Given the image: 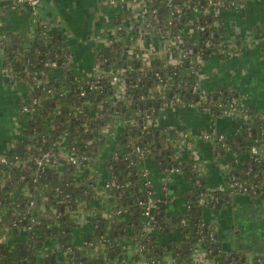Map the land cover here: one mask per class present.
<instances>
[{"label":"trees","instance_id":"obj_1","mask_svg":"<svg viewBox=\"0 0 264 264\" xmlns=\"http://www.w3.org/2000/svg\"><path fill=\"white\" fill-rule=\"evenodd\" d=\"M147 1L146 28L169 31L191 45L187 28L197 22L195 14H198L200 21L210 26L199 34V41L193 46L199 47L209 39L212 46L206 49L207 53L226 47L220 44L225 30L223 17L209 9V0ZM179 2L183 10L180 19H176L172 5ZM193 4L199 5L198 13ZM155 8L158 19L153 16ZM131 16L129 12H118L114 16L115 24ZM0 38L5 40L6 54L2 61L3 67L8 68L6 73L32 86L25 102L32 111L22 114L20 139L5 152L8 162L0 163V264H111L123 257L126 237H133L143 245L134 258L144 257L149 264L163 261L169 253L178 257V264H192V253L199 242L211 250L207 256L212 262L255 264V260L249 261L246 254L237 251L220 254L214 223L203 217V209L211 202L208 190L196 170L172 157L174 147L168 145V141L177 139L178 132L171 129L162 133L148 123V113L152 116L161 113L163 94L170 99L171 93L176 92L186 103L199 99V94L192 90L199 71L189 59L172 65L165 58H153L150 65L144 67L140 48H135L132 56L124 57L131 43V33L121 27L111 37L108 52L99 57L105 76L95 89L75 75L69 62L71 51L55 35L45 43V36L38 31L36 42L29 49L20 42L8 47L2 33ZM52 61L57 62V70L48 64ZM120 67L125 70L127 95L123 98L116 95L112 83ZM169 76L173 78L174 89L165 87L160 93L152 91ZM235 94L226 86L213 93L211 114L223 115L224 102ZM116 121H121L122 125L113 132ZM112 134L116 142L111 156L102 160L101 154ZM20 142L24 144L23 154L17 151ZM262 143L264 118L255 114L243 121L238 133L227 135L225 144L217 148L219 153H232L230 164L234 180L256 185L255 194L264 188V156L256 157L250 148ZM137 146L145 150V165H142L143 158L138 157ZM45 152L54 154L56 161L52 159L38 166L37 159ZM70 156H75L79 162H73ZM148 158L155 161L158 170L168 171L172 164H177L190 172L185 214L176 218L172 233L159 206L153 212L154 218L149 222L144 220L141 201L147 200L149 191L155 193V186L144 187L141 183L144 168L151 170L146 163ZM100 164L105 172L103 183L97 178ZM113 176L117 184L107 187L106 183ZM150 177L153 181L152 173ZM99 185L106 188L112 205L107 216L95 204ZM238 185L232 189L237 190ZM211 192L219 204L231 197V188ZM80 209L92 211L85 245L73 239L77 225L75 213ZM35 213L38 218L33 220ZM148 225L152 226L151 230H145ZM211 231L216 240L211 238ZM51 240L57 241L59 247L44 252ZM94 247H99L95 254Z\"/></svg>","mask_w":264,"mask_h":264},{"label":"crops","instance_id":"obj_2","mask_svg":"<svg viewBox=\"0 0 264 264\" xmlns=\"http://www.w3.org/2000/svg\"><path fill=\"white\" fill-rule=\"evenodd\" d=\"M14 1L0 0V33L6 38L7 46L20 42L26 49L31 48L38 37L39 20V24L45 25L53 36L62 41L63 46L70 49L72 67L78 77H87L98 57L108 51L110 38L116 33V13H133L129 28L134 27L142 17L140 4L132 1L110 5L104 0H41L39 13L34 19L27 10L13 8L11 4ZM221 16L225 24L223 38L235 41L238 49L235 52L207 53L201 63L199 84L208 93H215L225 86L234 90L240 101L241 114L213 116L198 111L191 104L174 108L162 106L161 113L154 115L148 123L162 133L171 129L178 132L174 156L180 164L196 170L208 190L213 205L203 209V217L217 227L220 254L237 251L246 254L248 260H255V264H264L261 260L264 256V188L254 195L233 190L232 153L217 152L218 141L201 134L207 130L225 136L235 134L242 129L243 121L253 115L264 118V0H246L243 4L223 8ZM188 35L192 39L196 37L195 28L190 27ZM132 37L135 38L134 34ZM10 39L12 45L9 44ZM145 40L151 58L159 55L175 60L178 56L180 40L176 37L156 35ZM5 54V48L0 47V154L20 139V110L30 93L28 83L12 79L4 71L2 58ZM119 127L120 123H116L113 132ZM181 132L186 134L181 137ZM115 142L116 136L112 134L101 154L102 160L111 156ZM259 148L260 154L264 155V143ZM146 163L151 168L158 206L166 212L167 220L175 222L176 218L185 214L186 194L191 186L190 172L186 169L158 170L155 161L150 158ZM97 171L98 182L103 183L105 172L101 164ZM230 188L231 197L223 204H219L215 195L210 193ZM95 204L104 213L112 207L108 192L101 185L98 186ZM91 213L88 209L76 212L75 242H82L89 233ZM46 248L44 252L54 250L57 241L51 240ZM123 248V257L111 264H143L134 258L136 241L133 237L124 239ZM192 255L193 264H212L202 242L197 244ZM155 264H178V257L169 253L163 261Z\"/></svg>","mask_w":264,"mask_h":264},{"label":"built area","instance_id":"obj_3","mask_svg":"<svg viewBox=\"0 0 264 264\" xmlns=\"http://www.w3.org/2000/svg\"><path fill=\"white\" fill-rule=\"evenodd\" d=\"M104 1L107 4H110V5H115L117 3H123V2H127V1H132L133 3H139L140 6H141L142 17H141V19H140V21L138 23L134 22L135 23L134 27L132 26V28H129V26H128V23H131L132 16L129 17L126 21H123L121 23H116L115 24L116 25V30L118 28L123 27V28H127L128 32L131 33V43L126 47V51H127L126 57L132 56L133 50L135 48H140L141 51H142V64H143L144 67L149 66L150 63H151V60L153 58H165V57L159 56V55L156 56V57L154 56V57L151 58L150 49L145 47V44H146L145 43V41H146L145 38L152 37V36L154 37L156 35H158V36L159 35H168V36L176 37V38H178L180 40V48H179V51H178V56L176 57L175 60H171L169 58L168 59L165 58V59H167V63L168 64H172V65L173 64H182L184 62V60L189 59L190 60L189 62H191V65L195 66L196 68H198V71H200L203 57L207 54L206 49L210 48L212 46V42L209 39H207V40L204 41L203 44L201 42L199 47H194L193 46V44L195 45L199 41L198 40L199 34L202 31L204 32L208 28V26H210L209 24H205V23L201 22L200 21L201 18H200V16L198 14H195V18H196L197 22L191 23L188 26V28H187V33L188 34H189L190 27H193L196 30V37H194L191 40L192 44L188 45L185 42H183L182 37L179 36V35H171L169 33V31H163L162 29L156 30V29H154L152 27H149V26H148V28H146L145 22H146V20L148 18V15H147L146 12L148 10V3H149L147 0H104ZM168 1L171 2L172 0H168ZM245 1L246 0H209V4L211 6L209 9L213 10L215 15H218V14L221 13V9L226 8V7H230V6H234V5H240V4H243ZM40 5H41V0H15L11 4V6L13 8H23V9L27 10L34 17V19L36 18V16L39 13ZM192 7L195 10V12H197V13L199 12V5H194L193 4ZM172 9H173V13L176 16V19H180L181 13H182V10H183L182 4L180 2L179 3H174L172 5ZM125 12H129V11H125ZM153 12H154L153 16L156 19H158L157 8L153 9ZM129 13H131L133 15L132 12H129ZM40 24H41V29H39V32L42 35L45 36V38H46L45 39V43H47V42H49L52 39L53 35L50 33V31L48 30V28L45 25H43L42 23H40ZM40 24H39V20H38V28H39ZM136 28H137V31H136ZM132 34H134L135 38L132 37ZM222 43L225 44L226 47L225 48H219L217 51H220L222 53H227V52H230V51L235 52V50L238 49V44L235 41H232V42L231 41H226L223 38L222 41L220 42V44H222ZM110 44H111V38H110ZM0 47L1 48H5V50H6L5 40H3L2 38H0ZM148 55L150 56V58L148 57ZM72 60H73L72 57L69 56V62L72 63ZM48 64H50V65H52L54 67L58 66L56 61L48 62ZM4 71L7 72L8 68L4 67ZM124 71L125 70L122 67H120L117 70V73L114 74V76L112 77V83L115 86L116 95L118 97H120V98L126 97V95H127L126 94L125 78L123 76ZM102 76H105V72H102L101 61H100V58L98 57V60L96 61V64L93 66V69L90 72V74L87 77H82V78H84L90 84L91 88H95L96 89V88L99 87L100 78ZM29 86H30V89H31L32 86L31 85H29ZM165 87L174 89L175 85H174L172 76H169L168 80L166 82H164L162 85L154 86L152 88V91L160 93L162 91V89L165 88ZM48 90L52 91L51 88H49ZM192 90H193V92L199 94V99L197 101H195V102H190V103L184 102L182 97H181V95L177 94L176 92L171 93V98L170 99H166L167 96L165 94H163V101H162V104H161V110H162V106L168 107L170 105V107L174 108V107H177L178 105L180 106V105H185V104H191L198 111L206 112V113L211 114L212 108L210 107V103H212L214 96H213V93L204 92L201 89L200 84H199V76L197 78V83H195L193 85V89ZM85 92H86L85 90L81 91L82 94H85ZM33 101L35 102L36 99H33ZM224 103L226 104V108L224 109V113L223 114H232V115L233 114L235 115L237 113L241 114V110L242 109H241V106H240L239 98H238V96L236 94L231 96L229 98V100L227 102H224ZM220 105H222V104H220ZM20 111H21L22 114L30 113L32 111V108H30V106L28 104L24 103L21 106V110ZM163 115H165V113ZM147 116H148V118H147L148 121L151 118L154 117V116H152L151 113H148ZM116 123H120V125H122L121 121H118V122L116 121ZM185 134H186L185 132H181L179 136L182 137ZM201 134L204 137L208 138V139L217 140L218 141V145L225 144L226 136L224 134H218L216 132H212V131H209V130L202 131ZM176 140L177 139H173V138L169 139L168 145L174 147ZM136 150L138 152V157L143 158L142 162H145V160H144L146 158L145 150L141 146H137ZM250 152H251V154L256 155V157L264 156V155L260 154L259 145H256V144L251 146ZM55 157L56 156L54 154H52L51 152H45L42 156H40L37 159V164H38V166H44L46 163L51 162L52 159L54 161H56ZM172 157L175 160H177V158L174 156V153L172 154ZM69 159L72 160L75 163L79 162V160L75 156H70ZM4 162H8V158H7V156H5V152L0 154V163H4ZM180 169H181L180 166H178L177 164H172V166L170 167L171 171H177V170H180ZM150 173H151L150 169L144 168V172L142 173V179H141V180H144V183H143L144 187H147L149 184L154 186L152 178L150 177ZM234 179H235V177L232 174V178H231V186L232 187L231 188H234V186L236 184H239L238 185L239 188L237 190L248 192V193H252V194L256 193V185H254V184L246 185L245 183L235 181ZM116 184H117V182L115 180V177L113 176L112 179L106 183V186L109 187V186L116 185ZM141 190H143V188ZM234 190H236V189H234ZM207 196L210 199L209 194ZM141 203L144 204V209H143L144 220L149 222L150 219L154 218V213L153 212L158 207V197L156 195V191H155V193H153L152 191H149L147 200L146 201H141ZM43 207H41V208H43ZM111 209L112 208L109 209L108 213H105L106 216L110 214L109 212H110ZM118 211L121 212L120 210H118ZM123 211L125 213H127V211H125V210H123ZM36 218H38V216H36V213H35L34 217H33V220H35ZM75 219H76V213H75ZM76 221H77V219H76ZM151 229H152L151 225H148L145 228V230H151ZM213 229L217 230V227H216L215 224H214ZM211 238L213 240H216V236H215L213 231H211ZM81 243H83V245H85L87 243V240H83ZM58 247H59V243L57 242V248ZM83 248H84V246H83ZM98 248L99 247H94L93 248V254H95L98 251ZM142 249H143V245L138 244V242L136 241V250H135V252L141 251ZM205 250H206L207 255H208L209 252H211V250H209V248H207L206 246H205ZM63 252L65 253L66 250L63 251ZM140 260L143 263H148L149 264V262L144 257H142ZM251 260H252V258L249 259V261H251ZM261 260L264 261V256L262 257ZM158 261H160V260H158ZM158 261H154L153 264L157 263ZM192 264H193V255H192ZM212 264H219V262L218 261H213Z\"/></svg>","mask_w":264,"mask_h":264},{"label":"water","instance_id":"obj_4","mask_svg":"<svg viewBox=\"0 0 264 264\" xmlns=\"http://www.w3.org/2000/svg\"><path fill=\"white\" fill-rule=\"evenodd\" d=\"M12 40L10 39L9 40V44H11L12 45ZM108 52V51H107ZM126 54H127V51H125V53H124V57H126ZM54 69L55 70H57L58 69V67H54ZM170 107V105L168 106V108ZM17 151H18V153H20V154H23V152H24V144L22 143V142H20V143H18L17 144ZM142 165H145V162H142ZM153 181H154V179H153ZM141 183H142V185H143V183H144V180H141ZM154 186H155V183H154ZM210 193H212V192H210ZM210 205H213V201L210 203ZM162 214H166V212L163 210L162 211ZM166 222L168 223V225L169 226H171V231H170V233H172V231H173V229H174V221L173 220H167V218H166ZM130 228H132V227H130ZM168 230V229H167ZM203 244V243H202ZM184 246H185V248H187V243L186 242H184V244H183ZM204 245V244H203ZM217 245L218 246H221V243L220 242H218L217 243Z\"/></svg>","mask_w":264,"mask_h":264},{"label":"rangeland","instance_id":"obj_5","mask_svg":"<svg viewBox=\"0 0 264 264\" xmlns=\"http://www.w3.org/2000/svg\"><path fill=\"white\" fill-rule=\"evenodd\" d=\"M115 261V260H114ZM139 261H141V260H139ZM143 263V262H142ZM143 264H148V263H143Z\"/></svg>","mask_w":264,"mask_h":264}]
</instances>
